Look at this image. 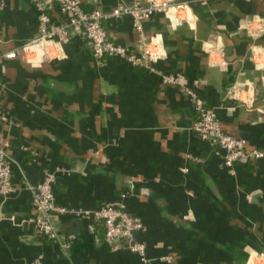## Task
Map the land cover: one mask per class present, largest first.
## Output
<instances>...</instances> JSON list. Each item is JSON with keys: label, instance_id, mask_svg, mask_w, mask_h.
Returning <instances> with one entry per match:
<instances>
[{"label": "crops", "instance_id": "crops-1", "mask_svg": "<svg viewBox=\"0 0 264 264\" xmlns=\"http://www.w3.org/2000/svg\"><path fill=\"white\" fill-rule=\"evenodd\" d=\"M121 1L130 0L82 6L109 11ZM176 1L187 3L178 15L194 24L172 25L162 12L144 20L156 36L151 70L118 55L95 58L82 32L50 44L46 56L25 51L38 10L31 0H3L0 147L12 189L0 195V264L39 255L41 264H264V156L225 165L222 151L193 130L183 91L192 87L247 147L264 148V0ZM50 15L66 20L56 6ZM103 24L115 41L138 48L130 14ZM162 73L178 81L163 82ZM56 166L55 202L122 206L144 225L134 239L145 259L124 240L106 242L102 224L73 211L54 217L56 240L39 233L33 186Z\"/></svg>", "mask_w": 264, "mask_h": 264}, {"label": "built area", "instance_id": "built-area-1", "mask_svg": "<svg viewBox=\"0 0 264 264\" xmlns=\"http://www.w3.org/2000/svg\"><path fill=\"white\" fill-rule=\"evenodd\" d=\"M38 10L37 34L28 40L23 48L25 51L33 48L45 50V56L50 54V44H60L69 39L70 31L82 32L87 38L92 54L101 59L106 55H118L133 65H144L153 70V61L156 55L152 51V45L156 36L147 35L144 32L143 22L156 12H162L172 25L187 23L193 25V20L186 16L178 15V11L188 6L186 2L176 0H130L118 2L109 11L100 8L85 9L82 0H31ZM56 6L66 16L65 22H57L52 19L50 9ZM3 0H0V11L3 9ZM130 14L132 28L137 34L138 48H130L128 45L115 41L107 32L103 19L108 16ZM250 22H245L249 27ZM248 31L249 28H248ZM259 33L257 28L254 33ZM253 33V31H252ZM53 42V43H51ZM16 52L10 50L1 54L5 57L14 56ZM224 63L225 60H222ZM163 82L176 83V74L162 73ZM235 89V85L232 86ZM193 103L195 118L192 128L198 136L216 146L222 151V161L227 166L234 162H247L264 156V148L247 147L246 140L240 135L227 132L223 129L219 118L213 108L208 106L204 99L190 86L183 87ZM229 92V90H228ZM62 169L56 166L46 169L41 179L33 186V199L36 215L33 218L39 233L49 239L56 240L57 229L54 224L56 215L75 213L87 219L93 225L98 220H103L105 226L104 240L114 243L124 240L131 250L136 251L142 259H145L144 243L134 239V232L144 227L141 220L130 214L119 205L101 204L92 208L78 207L71 209L55 202L52 185L56 174ZM12 170L7 161L3 148L0 147V195L7 196L12 189ZM169 258V257H167ZM41 255L25 264H41Z\"/></svg>", "mask_w": 264, "mask_h": 264}, {"label": "trees", "instance_id": "trees-1", "mask_svg": "<svg viewBox=\"0 0 264 264\" xmlns=\"http://www.w3.org/2000/svg\"><path fill=\"white\" fill-rule=\"evenodd\" d=\"M96 224H102L103 227H104V232H105V226H104V223H103V220H98L95 222Z\"/></svg>", "mask_w": 264, "mask_h": 264}]
</instances>
